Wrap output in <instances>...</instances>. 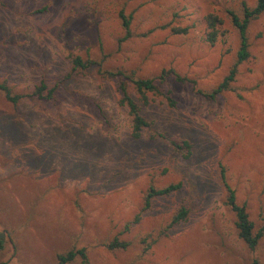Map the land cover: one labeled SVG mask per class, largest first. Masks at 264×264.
Segmentation results:
<instances>
[{
  "label": "rangeland",
  "instance_id": "1",
  "mask_svg": "<svg viewBox=\"0 0 264 264\" xmlns=\"http://www.w3.org/2000/svg\"><path fill=\"white\" fill-rule=\"evenodd\" d=\"M254 3L0 0V84L20 96L13 104L0 91V264H56L79 248L84 264H264V13L247 25L249 56L228 90L195 93L227 75L239 46L228 12L241 18ZM120 12L130 37L118 43ZM208 15L220 21L213 43ZM74 56L98 65L73 69ZM163 70L194 87L158 81ZM116 71L133 100L132 80L154 79L175 101L148 94L140 112L150 127L137 139L105 74ZM40 82L49 99L33 95ZM220 168L253 232L263 230L253 250L237 237ZM176 184L142 209L148 188ZM181 207L185 219L169 227ZM114 239L127 247L108 250Z\"/></svg>",
  "mask_w": 264,
  "mask_h": 264
},
{
  "label": "trees",
  "instance_id": "2",
  "mask_svg": "<svg viewBox=\"0 0 264 264\" xmlns=\"http://www.w3.org/2000/svg\"><path fill=\"white\" fill-rule=\"evenodd\" d=\"M264 13V0H255L254 6L251 8L246 7L242 4V15L241 18L236 17L231 12H228L230 17V21L232 26L236 29L239 39V46L236 51L235 62L232 67L229 69L227 75L223 77L222 81L210 92L204 93L199 90H196V94L201 97L211 100L216 95L220 94L223 91L228 90L229 85L233 82L234 76L236 73L237 66L245 61L248 56V42L246 37V28L250 21L256 19L259 15ZM120 19V24L123 30V36L118 40V43L125 41L130 37L129 31V18L124 16L121 12L118 15ZM205 23L207 30H209L206 34V41L208 43H213L216 35V26L220 24V21L211 15L205 17ZM170 31L174 35L185 34L187 32V28H170ZM70 63L73 69H88L92 66H97L98 64L94 63L91 60H82L77 56H74L70 59ZM106 76L113 79L116 82V89L119 94V105L124 106L127 110V114L130 118V136L133 139H137L140 136L142 131L147 130L150 127V122H148L140 112V106H146L149 103L148 94L161 96L165 101L166 105L170 108L175 106V101L171 97V93L169 91L161 92L158 88V85L154 81V79H136L132 80V84L137 93V100H133L126 89L125 81L128 79L127 76L120 72H106ZM165 76L172 77L175 83L183 84L189 83L191 87H194V82L192 80H188L186 78L180 77L172 70L162 71L158 76V81H161ZM0 91H2L5 95V98L11 102L16 103V101L20 98L17 95H11L9 90L2 84H0ZM45 93L42 96V93ZM52 89L47 90L44 83L40 82L37 87H35L33 95L42 98L49 99L51 97ZM169 145L175 149L177 152L184 153L187 155L189 152V144L187 142H169ZM182 155V154H181ZM184 155V154H183ZM220 181L222 183L224 192H225V202L229 209L234 214V227L236 229L237 237L245 244V246L249 250H253L257 245L259 238L262 236V229H259L257 232H253V224L248 219V216L245 211V206L243 204L238 205L235 201V195L233 190L228 186L225 181L224 171L220 168L219 171ZM179 188V184L176 185H168L161 189H154L152 187L148 188V191L143 200V210L148 208L150 205V200L154 197L166 196L172 193L173 191ZM186 211L184 208H180L178 212L171 218L169 223V227L177 224L178 222L185 219ZM136 220V219H135ZM3 244V234L0 233V250L2 249ZM127 247V243L123 241H118L116 239L112 240L106 245L108 250L114 249H125ZM76 257L79 258L80 263L84 264L86 261L84 249L79 248L75 250H69L63 254H59L56 256V264H69ZM252 264H257L256 260L252 261Z\"/></svg>",
  "mask_w": 264,
  "mask_h": 264
}]
</instances>
